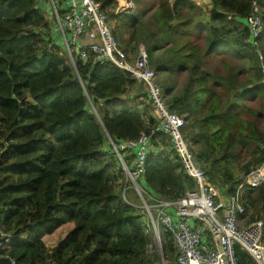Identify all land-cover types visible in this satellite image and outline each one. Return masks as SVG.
<instances>
[{
    "label": "trees",
    "instance_id": "trees-1",
    "mask_svg": "<svg viewBox=\"0 0 264 264\" xmlns=\"http://www.w3.org/2000/svg\"><path fill=\"white\" fill-rule=\"evenodd\" d=\"M96 1L131 62L145 47L209 180L234 194L242 174L264 166V30L254 46L247 25L254 2L264 23V0H129L134 8L123 13L118 0ZM46 4L0 0V205L3 228L17 236L2 256L16 264H157L144 217L126 204L112 145L159 127L149 93L93 54L74 68ZM169 141L155 136L144 183L156 198L179 200L194 182ZM121 156L132 167L129 153ZM246 201L248 222L264 220V185ZM69 225L49 249L44 239ZM166 239L173 263L175 241ZM235 257L253 264L240 248Z\"/></svg>",
    "mask_w": 264,
    "mask_h": 264
},
{
    "label": "built area",
    "instance_id": "built-area-1",
    "mask_svg": "<svg viewBox=\"0 0 264 264\" xmlns=\"http://www.w3.org/2000/svg\"><path fill=\"white\" fill-rule=\"evenodd\" d=\"M47 3L74 68L77 69L78 59L87 61L93 54L95 62L116 65L143 84L149 93L155 116L160 121L159 127L143 133L137 140L112 142L126 173L127 185L123 191L126 204L138 209L145 219V234L150 237L147 244L149 259L157 258L158 264H237L235 249L239 247L255 264H264V220L244 225L249 205L246 194L264 185V166L242 174L235 193L224 196L200 165L194 145L183 135L185 117L170 112L159 76L150 64L145 47H140L135 61L131 62L112 33L102 5L96 0H47ZM62 3L67 5L62 8ZM247 25L252 35L249 42L257 46L264 23L256 2ZM158 133L169 137V144L179 156L185 174L194 182V187L179 200L156 198L144 183L146 162L153 152ZM121 152L129 153L133 159L132 167H127ZM130 190L135 192L140 205L128 199ZM5 219L6 213L0 205V258H4L1 251L17 239L15 234H9L3 228ZM166 233H170L176 242L173 263H169L167 254L160 250L167 244ZM10 261L16 264L15 260Z\"/></svg>",
    "mask_w": 264,
    "mask_h": 264
},
{
    "label": "rangeland",
    "instance_id": "rangeland-1",
    "mask_svg": "<svg viewBox=\"0 0 264 264\" xmlns=\"http://www.w3.org/2000/svg\"><path fill=\"white\" fill-rule=\"evenodd\" d=\"M119 3H122L123 5H121L120 4V11L119 12H126V9H127V11H129V10H131L134 6L132 5V4H127L125 1H123V0H121V2H119ZM48 4V3H47ZM47 4H46V7H48L47 6ZM125 5V6H124ZM46 16H47V19H49V20H52V16H51V13L50 12H47L46 13ZM132 59V58H131ZM154 68V67H153ZM239 174H242V173H239ZM217 187L220 189V191L222 192V193H224L223 195L224 196H226V194L227 193H225V192H227L226 190H222L218 185H217ZM128 197H129V199L133 202V203H135L136 205H140L141 204V202L139 201V199L137 198V196H135V193L133 192V190H130L129 192H128ZM252 213H253V210H252V207L250 206V205H248V207H247V216H246V219H245V222H244V225H247V224H250L249 222V218H250V216L252 215ZM249 221V222H248ZM73 228V225H69V226H67V227H64V228H62L60 231H58L55 235H53V236H51V237H46L45 239H44V242L46 243V245H47V247L49 248V249H52V248H54L56 245H57V243L58 242H60L66 235H67V233L71 230ZM176 243V242H175ZM239 248V247H238ZM241 249V248H240ZM160 250H162V251H164L165 252V244H163L162 245V247H161V249ZM242 250V249H241ZM245 252V251H244ZM155 256H157L156 254H155ZM149 257V256H148ZM158 264V263H157Z\"/></svg>",
    "mask_w": 264,
    "mask_h": 264
},
{
    "label": "water",
    "instance_id": "water-1",
    "mask_svg": "<svg viewBox=\"0 0 264 264\" xmlns=\"http://www.w3.org/2000/svg\"><path fill=\"white\" fill-rule=\"evenodd\" d=\"M0 264H11V261L7 257L0 258Z\"/></svg>",
    "mask_w": 264,
    "mask_h": 264
},
{
    "label": "crops",
    "instance_id": "crops-1",
    "mask_svg": "<svg viewBox=\"0 0 264 264\" xmlns=\"http://www.w3.org/2000/svg\"><path fill=\"white\" fill-rule=\"evenodd\" d=\"M123 1H125L127 4H129V2H130L129 0H123ZM119 2H121V0H118V3H119ZM120 4L123 5L122 3H119V6H120ZM130 4H132V3L130 2ZM61 5L63 6L62 8H64L65 5H67V4L64 5V4L62 3ZM124 6H125V5H124ZM120 7H121V6H120ZM133 8H134V7H133ZM133 8H132V9H133ZM132 9H131V10H132ZM131 10H129V11H131ZM129 11H127V9H126V12H129ZM135 59H136V58H135ZM135 59H134V60H135ZM48 237H51V236H48Z\"/></svg>",
    "mask_w": 264,
    "mask_h": 264
},
{
    "label": "clouds",
    "instance_id": "clouds-1",
    "mask_svg": "<svg viewBox=\"0 0 264 264\" xmlns=\"http://www.w3.org/2000/svg\"><path fill=\"white\" fill-rule=\"evenodd\" d=\"M130 3V2H129ZM119 43V42H118ZM120 45V44H119ZM65 46V45H64ZM121 47V46H120ZM65 48H66V46H65ZM122 48V47H121ZM67 50V49H66ZM122 50H123V48H122ZM124 51V50H123ZM68 52V51H67ZM69 54V53H68ZM73 55L75 56V53H73ZM70 56V55H69ZM94 56V55H93ZM137 57V56H136ZM70 59H71V57H70ZM72 61V60H71ZM133 61H135L134 59H133ZM110 64V63H109ZM112 64V63H111ZM73 65V64H72ZM114 65V64H113ZM116 66V65H115ZM74 67V66H73ZM179 157V156H178ZM180 160V159H179ZM201 165V164H200ZM202 166V165H201ZM183 167V166H182ZM203 168V167H202ZM184 170V169H183ZM185 172V171H184ZM189 177V176H188ZM190 178V177H189ZM217 186V185H216ZM135 193V192H134ZM136 196V195H135ZM138 198V197H137ZM128 199H129V197H128ZM130 200V199H129ZM248 203V202H247ZM135 204V203H134ZM238 248V247H237ZM246 253V252H245ZM249 256V255H248ZM253 261V260H252ZM253 264H255L254 262H253Z\"/></svg>",
    "mask_w": 264,
    "mask_h": 264
},
{
    "label": "bare ground",
    "instance_id": "bare-ground-1",
    "mask_svg": "<svg viewBox=\"0 0 264 264\" xmlns=\"http://www.w3.org/2000/svg\"><path fill=\"white\" fill-rule=\"evenodd\" d=\"M149 241V240H148Z\"/></svg>",
    "mask_w": 264,
    "mask_h": 264
}]
</instances>
